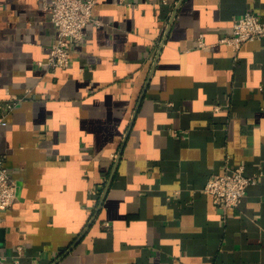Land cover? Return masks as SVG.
Listing matches in <instances>:
<instances>
[{
    "label": "crops",
    "instance_id": "0c3cea01",
    "mask_svg": "<svg viewBox=\"0 0 264 264\" xmlns=\"http://www.w3.org/2000/svg\"><path fill=\"white\" fill-rule=\"evenodd\" d=\"M246 10L264 0H98L46 71L43 0H0L9 262L264 264V37L221 40ZM238 166L257 181L225 212L205 185Z\"/></svg>",
    "mask_w": 264,
    "mask_h": 264
},
{
    "label": "built area",
    "instance_id": "2783aa9c",
    "mask_svg": "<svg viewBox=\"0 0 264 264\" xmlns=\"http://www.w3.org/2000/svg\"><path fill=\"white\" fill-rule=\"evenodd\" d=\"M98 0H43L49 11L50 19L56 27L57 38L51 44L47 59L39 60L38 65L46 71H53L58 67H68L71 63V40H80L85 35V28L90 22L100 23L93 17V8ZM264 37V18L255 11L246 10L233 21L232 33L222 37V41L238 51L241 45L248 40ZM198 45H205L203 34L198 38ZM24 97H13L4 106L5 115L9 114ZM218 109L219 105H215ZM6 117V116H5ZM6 124V119L1 120ZM256 176L244 173V167L216 173L209 177L205 191L211 195L216 207L223 211L240 204L249 185L256 183ZM17 187L15 180L10 176L5 164L4 155L0 154V222L1 212L8 209L16 200ZM8 253L3 250L0 242V264H22L18 257L8 261Z\"/></svg>",
    "mask_w": 264,
    "mask_h": 264
},
{
    "label": "water",
    "instance_id": "95a60500",
    "mask_svg": "<svg viewBox=\"0 0 264 264\" xmlns=\"http://www.w3.org/2000/svg\"><path fill=\"white\" fill-rule=\"evenodd\" d=\"M3 240H4V229L0 228V242H2Z\"/></svg>",
    "mask_w": 264,
    "mask_h": 264
}]
</instances>
